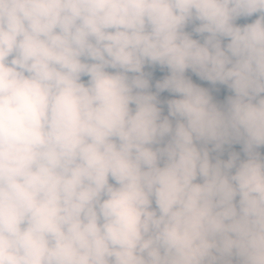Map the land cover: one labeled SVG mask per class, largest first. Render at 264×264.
<instances>
[{
    "label": "clouds",
    "instance_id": "clouds-1",
    "mask_svg": "<svg viewBox=\"0 0 264 264\" xmlns=\"http://www.w3.org/2000/svg\"><path fill=\"white\" fill-rule=\"evenodd\" d=\"M261 149L264 0H0V264H264Z\"/></svg>",
    "mask_w": 264,
    "mask_h": 264
},
{
    "label": "rangeland",
    "instance_id": "rangeland-1",
    "mask_svg": "<svg viewBox=\"0 0 264 264\" xmlns=\"http://www.w3.org/2000/svg\"><path fill=\"white\" fill-rule=\"evenodd\" d=\"M243 22L244 21H238V23H243ZM189 30H191V29L189 28ZM194 38H199V37H194ZM155 72H156V78L155 79H160V78L163 77V75L166 74V72H161L158 69ZM188 75H190L192 77V79H193V81L195 83L201 84V86H204V87H209L210 89L212 88V86L210 84H208L207 82H201V81H199V79L197 77H195V75H193L191 72H189ZM155 79L153 78V83H154ZM215 87L218 88L219 91L218 92L213 91V95L220 102H223L225 100V98L228 95L231 94L227 90V88L225 86L217 85ZM168 98H171V96H170L169 93H167V92L161 93V95H160V99L161 100L168 99ZM165 114H166V111H165ZM228 151H237V152H240L241 151V146L240 145H233L231 148H228V146H225V153L222 156L223 159H227V153H228ZM261 151L264 152V149H261Z\"/></svg>",
    "mask_w": 264,
    "mask_h": 264
},
{
    "label": "trees",
    "instance_id": "trees-1",
    "mask_svg": "<svg viewBox=\"0 0 264 264\" xmlns=\"http://www.w3.org/2000/svg\"><path fill=\"white\" fill-rule=\"evenodd\" d=\"M156 78V72H155V74H154V79ZM241 155L243 156V154L241 153Z\"/></svg>",
    "mask_w": 264,
    "mask_h": 264
}]
</instances>
